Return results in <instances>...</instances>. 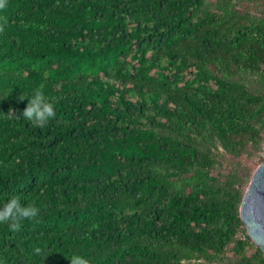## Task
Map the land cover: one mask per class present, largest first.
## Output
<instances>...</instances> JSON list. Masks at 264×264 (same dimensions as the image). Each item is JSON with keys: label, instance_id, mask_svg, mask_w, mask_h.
Here are the masks:
<instances>
[{"label": "trees", "instance_id": "1", "mask_svg": "<svg viewBox=\"0 0 264 264\" xmlns=\"http://www.w3.org/2000/svg\"><path fill=\"white\" fill-rule=\"evenodd\" d=\"M0 14V207L40 208L0 224V264H264L238 215L241 160L264 138V0ZM41 85L57 113L44 128L22 115Z\"/></svg>", "mask_w": 264, "mask_h": 264}, {"label": "clouds", "instance_id": "2", "mask_svg": "<svg viewBox=\"0 0 264 264\" xmlns=\"http://www.w3.org/2000/svg\"><path fill=\"white\" fill-rule=\"evenodd\" d=\"M8 6V0H0V13H3ZM8 18L6 15L0 14V34L5 33ZM43 85L34 90L31 98L27 97V104L22 111V115L30 122L31 125L39 128H44L50 119L56 117V109L52 102H50L44 95ZM24 99L25 96H21ZM9 118L15 117L10 109L8 113ZM18 119V117H15ZM43 191V189H41ZM40 213V208L34 203L21 204V197L18 195L10 196L7 201L0 207V224H7L12 232L19 231L22 227V222L25 220L31 221L37 219ZM95 227V226H94ZM36 252L39 254L41 249L37 248ZM69 258L70 264H91L89 259L83 255L73 254Z\"/></svg>", "mask_w": 264, "mask_h": 264}, {"label": "water", "instance_id": "3", "mask_svg": "<svg viewBox=\"0 0 264 264\" xmlns=\"http://www.w3.org/2000/svg\"><path fill=\"white\" fill-rule=\"evenodd\" d=\"M247 236L264 258V161L252 172L238 208Z\"/></svg>", "mask_w": 264, "mask_h": 264}, {"label": "rangeland", "instance_id": "4", "mask_svg": "<svg viewBox=\"0 0 264 264\" xmlns=\"http://www.w3.org/2000/svg\"><path fill=\"white\" fill-rule=\"evenodd\" d=\"M219 157L223 156V154L220 152L218 154ZM264 161V138L261 140V143H260V148L257 149L254 154L246 159V160H241V164H243V166L245 167H248V172H253L254 169L262 162ZM243 173V171H242ZM244 175V174H242ZM245 179L247 178L246 176H244ZM248 183V182H247ZM246 183V185H247ZM245 185V187H246ZM244 191V190H243ZM242 198V197H241ZM244 227V226H243ZM246 232V231H245ZM240 237H242L243 235L242 234H239ZM252 241V240H250ZM253 242V241H252ZM254 244V243H253ZM255 245V244H254ZM252 251V248L251 247H248L247 248V253L251 252Z\"/></svg>", "mask_w": 264, "mask_h": 264}]
</instances>
